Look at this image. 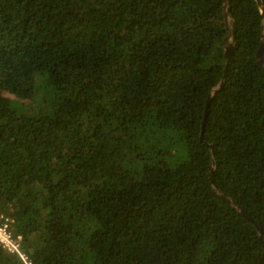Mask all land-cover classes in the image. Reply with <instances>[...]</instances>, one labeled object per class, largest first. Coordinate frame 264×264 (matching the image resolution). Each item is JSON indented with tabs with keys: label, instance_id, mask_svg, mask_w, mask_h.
Returning a JSON list of instances; mask_svg holds the SVG:
<instances>
[{
	"label": "trees",
	"instance_id": "obj_1",
	"mask_svg": "<svg viewBox=\"0 0 264 264\" xmlns=\"http://www.w3.org/2000/svg\"><path fill=\"white\" fill-rule=\"evenodd\" d=\"M230 5L229 58L225 0H0V224L32 264H264L215 191L264 234V16Z\"/></svg>",
	"mask_w": 264,
	"mask_h": 264
},
{
	"label": "water",
	"instance_id": "obj_2",
	"mask_svg": "<svg viewBox=\"0 0 264 264\" xmlns=\"http://www.w3.org/2000/svg\"><path fill=\"white\" fill-rule=\"evenodd\" d=\"M258 4L261 8L262 14L264 16V1L263 0H257ZM225 17H226V25H227V29H228V35L226 37V55L227 57H231L232 53H233V49L236 43V32H237V26H236V20L235 17L232 13V9H231V5H230V0H225ZM257 58H258V62L259 64H261L262 66H264V25H263V29H262V41H261V46L257 52ZM213 98V94L210 95L209 100L207 102V109L205 111V117L203 120V127H202V134H201V140L205 142V124H206V119H207V115H208V109L210 107V103L211 100ZM212 153H213V147H211ZM215 159H213L212 161V166L213 169L210 173L212 181H213V173L215 171ZM215 191L217 192V194L219 196H221L222 198H224L225 200H227L228 202H230L239 212H241L242 214H244L247 218H249L257 227V229L260 232V236L261 238L264 240V234L263 231L260 227V225L250 216L246 213V211L244 210V208L234 199H232L231 197L227 196L225 193H223L222 191L215 189Z\"/></svg>",
	"mask_w": 264,
	"mask_h": 264
},
{
	"label": "built area",
	"instance_id": "obj_3",
	"mask_svg": "<svg viewBox=\"0 0 264 264\" xmlns=\"http://www.w3.org/2000/svg\"><path fill=\"white\" fill-rule=\"evenodd\" d=\"M21 237H14L7 222L0 224V243L4 249L12 253H19L26 264H32L28 257L21 251Z\"/></svg>",
	"mask_w": 264,
	"mask_h": 264
}]
</instances>
